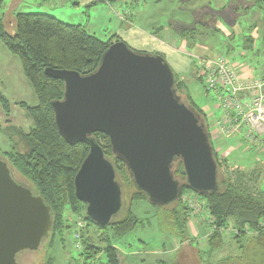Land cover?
Masks as SVG:
<instances>
[{
  "label": "water",
  "instance_id": "obj_1",
  "mask_svg": "<svg viewBox=\"0 0 264 264\" xmlns=\"http://www.w3.org/2000/svg\"><path fill=\"white\" fill-rule=\"evenodd\" d=\"M43 72L63 82L61 99L50 102L59 133L69 144L88 145L73 187L96 223L109 225L124 205L115 166L93 137L96 132L108 137L112 154L124 164L135 189L155 206L179 198L182 182L174 176L179 161L192 191L208 195L218 190L205 120L178 94L164 56L117 40L90 73L51 67ZM50 210L0 159V264H19L18 253L39 248L52 230Z\"/></svg>",
  "mask_w": 264,
  "mask_h": 264
},
{
  "label": "trees",
  "instance_id": "obj_2",
  "mask_svg": "<svg viewBox=\"0 0 264 264\" xmlns=\"http://www.w3.org/2000/svg\"><path fill=\"white\" fill-rule=\"evenodd\" d=\"M207 10L210 9L203 6L195 13L196 15L207 13ZM13 18L14 29L10 32L4 28L5 24L0 19V40L9 52L19 59L23 75L30 82L37 103L33 106L21 103L33 121L29 132L20 133V130L14 127L19 131L26 149L19 150V144L11 141L9 148L2 150L4 157L0 159L6 161L9 167L11 163L17 171L34 183L36 190L31 188L33 193L41 195L44 202L50 206L53 217L50 232L52 237L57 236L62 241L65 231L73 228L74 238L76 232L79 235V238L75 239L84 263L95 259L102 251L108 264H120L118 251L111 240L123 237L134 230L139 219L133 214L131 205L136 201H148L147 197L135 189L124 164L112 154L108 137L96 132L93 137L103 149L105 156L110 160L112 158L116 178L117 173L121 172L123 178L129 180L133 188L129 194L126 211L109 225L102 226L86 215L84 203L74 194L73 179L88 152V145L84 142L69 144L59 133L50 102L61 99L63 82L43 72L45 67H51L75 70L80 74L90 73L97 68L101 55L112 41L109 39L102 41L88 34L80 24L64 23L46 13L19 12L14 14ZM196 29L193 27L182 32L189 44L194 42L192 38ZM181 85L182 82L177 81L175 77L178 92ZM185 101L204 118L210 135L207 115L187 98ZM0 103L8 113L9 101L2 93ZM213 152L218 168V190L208 195L192 191L184 183L181 162H177L180 168L179 171H174V176L176 175L175 177L182 182L179 198L170 208L168 205L152 204L159 211L157 213L159 227L177 237L180 242L188 240L186 226L191 214L181 197L185 192H191L204 200L208 214L220 230L231 227L238 231L237 234L231 235L230 239L243 250L245 257L243 264H264V189L259 185L263 172L259 168L245 169L236 163L231 165L226 156H220L214 148ZM178 174L183 177H177ZM121 186L125 200L128 188L122 184ZM67 213L72 214L75 223L79 219L83 221L80 230L75 231V224L69 222ZM90 229L91 233L97 234L96 239L100 245L94 242ZM220 230L209 233L207 247L210 254L222 249L225 241L229 239ZM252 232L256 233L255 237H251ZM243 238L245 241L242 242ZM49 264H54L52 259H49Z\"/></svg>",
  "mask_w": 264,
  "mask_h": 264
},
{
  "label": "rangeland",
  "instance_id": "obj_3",
  "mask_svg": "<svg viewBox=\"0 0 264 264\" xmlns=\"http://www.w3.org/2000/svg\"><path fill=\"white\" fill-rule=\"evenodd\" d=\"M91 1L2 0L0 3V19L3 20L5 24L4 28L10 32L14 29L12 25L14 14L19 12L46 13L54 16L64 23L80 24L88 34H91L102 41H107L109 39L110 41L115 42L117 40H123L121 36L116 34L119 26V22L117 20L118 17H122V21L125 22L122 23L125 26V30L130 28L126 27L128 26L127 23H131L129 21L131 15L128 13L125 16L123 10L126 9V11L130 13L132 10H136L137 13H140V11L144 9V11L140 14L142 15L141 17L137 15L133 17L135 24L145 26L146 28L153 27L151 29L153 31L151 34L155 35H153L154 38L158 36V38H162V42L167 43L174 50L181 52L186 51L190 54H187L188 56L185 54L183 55L185 57L184 66L187 65V67L185 66L181 70H176L174 67H171L176 80L182 82L178 92L182 100L187 98L191 103L193 102L196 108L202 109L205 114L214 118L221 114V110L216 107V104L218 103V94L212 89H207L200 77H198L197 64L194 57L198 54L194 55L196 49L189 47L187 41H185L182 48L180 41V39L185 38L182 35L183 30H190V28H193L194 26H196L197 29L193 36L200 35L202 24L200 25L196 23V19H199L198 21H201L202 19L203 22L206 21L207 24H213V22L209 19L210 14H213L210 10L216 6L214 0H106L105 3H96V7H90L89 4ZM228 3H230V1H228ZM203 6L211 7H209L210 10H207L205 18L203 16L200 19L199 17L200 15L202 16V13L196 15L195 11ZM180 22H184L185 24H180ZM158 24H168L169 28L163 29L162 26H158ZM125 30L122 36L124 37L125 42H128L130 45L128 43L127 44L130 47L132 46L131 48L138 51L148 49L146 52H155L154 49L156 46L154 43H156V41L154 42L153 37H146V33L144 35H137L136 33L139 32L134 31L133 29H129V31L126 32ZM148 34L150 35V33ZM219 53L220 52L217 50H212L207 53L208 55L203 54V56L210 57ZM249 60L252 59L249 58ZM252 61L253 64L257 65L254 59ZM255 65H253V67ZM0 93H2L9 101L8 113L4 111L3 105L0 103V157L3 158L4 154H2V150L8 149L11 141L14 144H19V150L24 151L26 149V145H24L21 135L18 133L19 131H17L14 127H17L20 130V133L29 132L33 126V121L27 114L26 110L21 108L22 105L20 101H24L26 105L33 106L36 105L37 100L30 82L23 75L19 59L6 49L1 40ZM255 96L256 92L251 91L250 95L246 96L242 101L244 103H251V99ZM210 116L209 120H211ZM206 120H208L207 117ZM239 139V137H233V139H230L231 143L235 146L231 151L229 148H227L229 152L227 151V145L225 146V149H222L223 153H226V157L231 162V165L236 163L239 166L249 168L251 165L261 164L264 169V153L258 155L254 150H247L246 144L245 147L244 145L239 146ZM231 143L227 144L231 145ZM10 167L12 175L16 181L36 190L34 183L17 171L11 163ZM179 168L178 163L175 164L174 171H179ZM118 173L117 178L119 182L128 188L126 194V196H128L125 198L124 206L115 219H119L126 211L129 202V194L132 192L133 188L130 181L124 179L121 172ZM177 177L182 178L183 176L178 174ZM259 185L262 189H264V175L262 176ZM141 203L142 204L139 205L153 207L149 201ZM170 207H172V204L168 205V208ZM137 215L143 216V213H139ZM66 216L72 225L75 224L74 228H77L72 214L67 213ZM187 225L188 240L180 242L177 237L160 229L157 216H151L149 223L147 221H143L142 224L136 226L134 230L129 233L130 235L115 238L114 242L116 244H120L122 238L132 240L133 242L131 244V248H141L143 243L144 249L147 248L155 251L158 255L157 260L159 263L161 262L160 264H202V258H212L215 255V253L210 255L208 254L209 257L202 255V258H199L200 262L195 253V250L197 249H200L203 253L206 250L205 241L202 239H205L204 235L210 233L211 225L206 222L204 216H191ZM192 227L194 230L191 229ZM89 231L93 237L97 235L96 233H91V229ZM96 237L94 238V242L100 245ZM225 237L228 238V236ZM75 238L77 239L79 237L75 235ZM75 238L73 228L69 231H65L62 241L59 240L57 236L54 238L50 234L49 237L43 239L38 249L25 250L18 253L17 261L19 264H49V259H52L54 264H107L105 253H101V256L84 263L83 259L79 255L80 248ZM138 240H141V243H139ZM228 240L233 243V246L236 249H239V246L235 241L231 240L230 237ZM241 241H245V238L241 239ZM116 246L121 249L123 244L121 245L122 247L119 245ZM197 246L198 248H196ZM164 249L169 252L168 255L163 256L164 254L162 253V250ZM235 255L239 256L240 254L237 252ZM217 257L222 258L220 256ZM213 259L214 258L210 261L213 262ZM244 261L245 257L242 253V255L239 256V259L233 260V262L228 263L218 261L217 264H243ZM212 262L211 264H215Z\"/></svg>",
  "mask_w": 264,
  "mask_h": 264
},
{
  "label": "crops",
  "instance_id": "obj_4",
  "mask_svg": "<svg viewBox=\"0 0 264 264\" xmlns=\"http://www.w3.org/2000/svg\"><path fill=\"white\" fill-rule=\"evenodd\" d=\"M105 1L106 0H94V1L92 0L89 5L90 7H96V3H105ZM214 1L216 6L212 8L213 10L212 9L211 10L213 12L221 13L222 15L219 16L213 24H210L208 26L202 24L201 25L202 30H200V35L193 36L192 39L194 42H191L190 44L187 42L188 46L196 49L194 55L197 53L200 55L203 54L208 55L207 54L208 52H211L212 50H217L218 52H220L219 54H222L228 57L230 60L235 61L238 65V68L241 70L244 76L255 75L264 78V0H214ZM228 1H230V3H228ZM142 11H144V9H142ZM142 11H140V13H137L136 10H132L130 13L126 11V9L123 10L125 16L128 13L131 15L129 21L132 23V25L131 23H127L128 26L126 28L130 27L129 29L138 31L139 33H136L137 35L138 34L144 35L146 33L147 35L146 37L148 36L149 37L151 36V38L153 37L154 42L156 41V43H154V45L156 46V48L154 49L155 51L154 53H158L164 56L167 59L168 63L171 65V67H174L176 70H181L185 66L187 67V65L184 66L185 57L183 55L185 54L186 56H188L187 54L189 53H187L186 51L181 52L174 50L167 43L162 42L163 41L162 38H158V36L156 37L157 39L154 38L155 35L151 34L153 32L151 30L153 27L146 28L145 26H140L135 24V22L133 21V17L135 15L141 17L142 15L140 14ZM117 20L119 22L118 23L119 26L116 31V34L121 36L123 41H125L124 37L122 36L125 30V26L122 23L125 22L122 21V17L120 18L118 17ZM180 24H185V23L180 22ZM159 25H161L163 29L169 28L168 24H158V26ZM194 28H196V26H194ZM129 29L125 30V32L129 31ZM148 33H150V35ZM180 41H181V46L183 48L184 43L187 40H185V38H182L180 39ZM143 50L147 51L148 49L146 50L143 49ZM249 58H251L252 60L254 59L257 65L253 64V61L249 60ZM253 65L255 66L253 67ZM20 102L26 104L24 101H20ZM21 108L25 109V107L22 106ZM209 116L210 115H207L209 131H210V140L212 142L213 148L215 149V151H217L220 154V156H226V153H223L222 149L223 148L225 149V146L227 145L226 149L229 148L231 151L235 146L234 144L231 143L230 139H224L222 135L216 130V128L211 125V120L213 117L210 116L211 120H209L210 119ZM227 143H231V145ZM227 151L229 152L228 149ZM241 167L245 168L244 166ZM253 168L261 169V171L263 172L262 176L264 175V169L261 166V164L251 165V167L249 168L246 167L245 169H253ZM141 202L144 201H136L133 202L131 205V210L133 214L139 219L137 226L142 224L143 221H147L149 223L151 220V216L152 217L157 216V213L159 212L154 207H148L147 205H139L142 204ZM139 213H143V216L142 215H141L142 217L138 216L137 214ZM191 229L194 230L193 227ZM250 235L251 237H255L256 233L252 232L250 233ZM204 236L205 239L202 240L205 241V249H206L204 251L205 254L203 253V251L201 252L200 249L195 250L198 260L199 258H202V255L208 257L210 255V253H208V247H207V238L209 236V233H207ZM95 237L96 236H94V238ZM114 239L115 238L111 240V243L118 251L120 264H160L161 263V262L159 263V261L157 260L158 255L155 253V251L147 248L144 249L143 243L141 248H131V244L133 242L132 240L122 238L120 244H116L114 242ZM138 241L139 243H141L140 242L141 240ZM122 244L123 247L121 246ZM116 245H119L122 248L121 249L117 248ZM196 248H198V246ZM236 251L240 255H242V249L240 248L236 249L233 246V243L227 239V241H225L224 247L215 252V255L212 257L214 258L213 262L210 261L212 260L211 257L210 258L204 257L202 258V262L200 260L199 261L202 264L203 263L211 264V262L217 264L218 261L226 262L229 260H230L229 262H232L233 260L239 259L240 255L236 256L235 255L237 253ZM101 253L104 252L101 251L97 255V257L101 256L102 255ZM162 253L164 254L163 256H165L168 255L169 252L164 249L162 250ZM217 256H220L222 258H218ZM215 257H217L218 259Z\"/></svg>",
  "mask_w": 264,
  "mask_h": 264
},
{
  "label": "built area",
  "instance_id": "obj_5",
  "mask_svg": "<svg viewBox=\"0 0 264 264\" xmlns=\"http://www.w3.org/2000/svg\"><path fill=\"white\" fill-rule=\"evenodd\" d=\"M194 57L198 76L207 89L218 94L216 107L221 110V114L212 118L211 125L224 139L239 137V146L245 147L246 144L247 150H254L258 155L264 153V78L244 76L237 63L222 54L210 57L197 54ZM251 91H255L256 96L251 99V103H244L242 100ZM181 200L190 209L191 216L205 217L211 225L210 232L220 230L208 214L203 199L186 192ZM82 225L83 221L79 219L75 231L80 230ZM220 231L228 237L238 233L231 227ZM75 235L78 237V232Z\"/></svg>",
  "mask_w": 264,
  "mask_h": 264
},
{
  "label": "flooded vegetation",
  "instance_id": "obj_6",
  "mask_svg": "<svg viewBox=\"0 0 264 264\" xmlns=\"http://www.w3.org/2000/svg\"><path fill=\"white\" fill-rule=\"evenodd\" d=\"M205 14H206V13H202V16L200 15L199 18L201 19L203 16H204V18H205ZM217 14H218V15H217ZM221 15H222L221 13L213 12V14H210V19H209V20H210L211 22L214 23V22L217 20V18H218L219 16H221ZM198 20H199V19H198ZM198 20L196 19V23H198V24H200V25H201V24L206 25V26L210 25V24H207L205 20H204L205 22H203L202 19H201V21H198ZM197 21H198V22H197Z\"/></svg>",
  "mask_w": 264,
  "mask_h": 264
}]
</instances>
